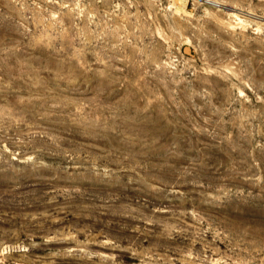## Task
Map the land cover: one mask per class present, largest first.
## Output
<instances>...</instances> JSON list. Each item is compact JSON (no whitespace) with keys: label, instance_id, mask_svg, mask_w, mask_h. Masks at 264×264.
<instances>
[{"label":"rangeland","instance_id":"1","mask_svg":"<svg viewBox=\"0 0 264 264\" xmlns=\"http://www.w3.org/2000/svg\"><path fill=\"white\" fill-rule=\"evenodd\" d=\"M0 264H264V0H0Z\"/></svg>","mask_w":264,"mask_h":264},{"label":"trees","instance_id":"2","mask_svg":"<svg viewBox=\"0 0 264 264\" xmlns=\"http://www.w3.org/2000/svg\"><path fill=\"white\" fill-rule=\"evenodd\" d=\"M131 260L130 259H126V262H130Z\"/></svg>","mask_w":264,"mask_h":264}]
</instances>
